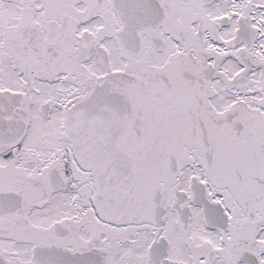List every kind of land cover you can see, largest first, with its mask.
I'll return each mask as SVG.
<instances>
[{"label": "snow or ice", "instance_id": "snow-or-ice-1", "mask_svg": "<svg viewBox=\"0 0 264 264\" xmlns=\"http://www.w3.org/2000/svg\"><path fill=\"white\" fill-rule=\"evenodd\" d=\"M0 264H264V0H0Z\"/></svg>", "mask_w": 264, "mask_h": 264}]
</instances>
